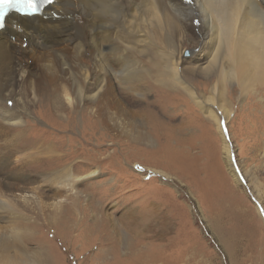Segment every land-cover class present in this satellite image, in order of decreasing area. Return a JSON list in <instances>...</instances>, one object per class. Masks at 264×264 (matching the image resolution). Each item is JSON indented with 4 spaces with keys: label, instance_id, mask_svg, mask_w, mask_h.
Masks as SVG:
<instances>
[{
    "label": "bare ground",
    "instance_id": "obj_1",
    "mask_svg": "<svg viewBox=\"0 0 264 264\" xmlns=\"http://www.w3.org/2000/svg\"><path fill=\"white\" fill-rule=\"evenodd\" d=\"M232 84L241 93L264 87V0H54L36 16L8 15L0 29V146L57 185L60 199L75 195V185L96 174L95 163L109 159L163 164L198 189L227 181L211 148L213 126L237 186L241 169L224 133L231 111L218 109ZM179 103L198 108L199 133L164 123L181 117L174 113ZM194 137L206 140L208 151L190 154L200 147ZM106 141L114 146L107 154L100 150ZM248 175L254 182V172ZM37 193L0 187V210L16 216L20 206L41 207ZM241 210L247 223L259 222L258 209ZM213 226L232 253L239 235L223 232L221 216ZM13 230L11 241L0 239V264H41ZM143 250L132 255L135 264L198 255L188 245L173 259Z\"/></svg>",
    "mask_w": 264,
    "mask_h": 264
},
{
    "label": "rangeland",
    "instance_id": "obj_2",
    "mask_svg": "<svg viewBox=\"0 0 264 264\" xmlns=\"http://www.w3.org/2000/svg\"><path fill=\"white\" fill-rule=\"evenodd\" d=\"M226 98L218 109L231 111L224 133L241 169L239 185L231 181L223 166L222 139L213 126L211 148L217 151L222 171L229 176L224 175V187L205 181L197 189L193 182L188 183L163 164L143 167L132 159L119 160L118 165L109 159L95 163L96 174L76 184L75 195L60 199L57 185L45 182L35 169L19 165L7 147L0 146L3 192L35 189L43 205L20 206L22 210L14 209L16 216L0 210V239L11 241L13 229L19 231L24 247L41 264H135L133 256L142 249L143 253L158 249L165 259H173L184 245L198 255H188L172 264H264V87L241 93L239 86L232 84L227 86ZM187 105L191 109L179 103L174 113L182 112L181 117L164 119V123L174 127L188 124V133L197 134L202 126L194 115H202L195 105ZM39 125L49 126L44 120ZM189 136L183 134L182 138ZM194 139L200 147L191 149L190 154L208 151L206 140ZM110 143H102L100 150L111 152L114 146ZM99 152L96 150V155ZM251 171L254 182L248 175ZM242 205L259 210L258 223H247ZM216 216H221L225 234L239 235L233 241L232 253L213 226ZM139 244L143 248L137 251ZM10 255L14 257L12 252Z\"/></svg>",
    "mask_w": 264,
    "mask_h": 264
},
{
    "label": "snow or ice",
    "instance_id": "obj_3",
    "mask_svg": "<svg viewBox=\"0 0 264 264\" xmlns=\"http://www.w3.org/2000/svg\"><path fill=\"white\" fill-rule=\"evenodd\" d=\"M54 0H0V28L5 26V17L10 12L24 16L37 15L45 4H51Z\"/></svg>",
    "mask_w": 264,
    "mask_h": 264
}]
</instances>
